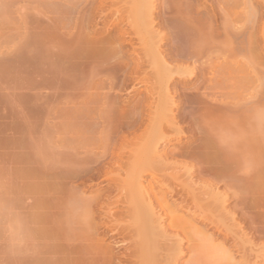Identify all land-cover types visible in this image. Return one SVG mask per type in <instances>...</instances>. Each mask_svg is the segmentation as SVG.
<instances>
[{
	"label": "bare ground",
	"instance_id": "obj_1",
	"mask_svg": "<svg viewBox=\"0 0 264 264\" xmlns=\"http://www.w3.org/2000/svg\"><path fill=\"white\" fill-rule=\"evenodd\" d=\"M82 1L84 0H79L78 3H82ZM87 1L88 0L83 3L86 4L89 2ZM93 1L92 3H94ZM110 1L112 0H109V2ZM156 1L159 0H130V4L128 5L129 7L126 6L125 10H123L124 8L122 9L121 7V9L119 10H122L121 12L125 11V14L120 12V14L118 15L115 13H118L117 10H115V12L113 11L116 16L118 15V17H121H119L120 21L119 19L116 20V18L113 17L115 18L114 21H116V23L113 21L112 31H107L108 34L106 32V37H108L109 35L110 39L103 38V40L104 42L105 40H111L109 43H112V46H114L113 42L116 43V47L114 48L115 50H119L118 53L121 52L120 50L122 48V45L127 44L130 47L129 53H133L136 56L134 60L130 61L131 63L126 62L127 60L125 59H127V56L125 57L123 54L124 52H121V56L118 55V57H115L116 59L115 61L112 60V63L106 64V66L105 63H103V68L93 66L97 71L95 72V70L93 71L94 68H90L86 65V63H88L89 65V63L91 62L94 63L93 60H95V62L98 61V59L102 58L103 54L101 55L99 53L101 55L100 58H98V56H95V58L88 55L86 56V58H82L83 61L78 60L79 63L82 62V64H85L82 67L87 66L88 68H90V70L88 69L90 71V74H93L95 72L94 74L96 76H98V74L101 76L102 72L104 73L103 75H107L111 79L121 76V79H119L121 80V82L119 81L120 84H118L119 87H117V83L112 81V83H110L108 86L106 85L107 87H109L108 92L106 91V93L104 92V94H101L102 92H100L102 96L99 95V93H96V91V95L93 96L90 94L81 95L79 87L80 85L77 83H80V80H83L85 82V84L83 83V85H86L87 78L90 79V82L92 80L90 77L85 76L88 74L85 72L84 75H77L79 76V80H74L77 82L76 83L73 81V78L75 79L74 73V77L70 74L73 70H70L69 73L68 71L70 68H66L67 66H65V68L68 71L64 68V66H62L63 68L58 67V65H61L59 64L60 61L61 63H63L62 54H64V52H61L63 51L62 48L57 49L58 51L62 49L60 51L62 54L59 52L61 55L55 49V52L58 53L59 57L62 56V60L57 63L58 65L55 62V65H50V63L53 62V59L54 61H57V58L55 59V56L53 58L50 52V49L55 48L54 45L56 44L52 45V43L54 42L51 43L49 37V39H46L50 42L47 41V43H43L45 42V37L42 36V34H46V36H48V34L40 33L41 29L45 28L43 27V25L41 26V24V27L37 26V28H41H38V35L44 37L43 42L41 40L42 37L40 38V36L37 35H35V37H33L34 35L30 37L31 40L28 39L29 36L25 37V40H27L26 44H28V46L32 47L33 49L27 47L24 43L23 46H26V48L29 49L25 48L26 50H22L24 52H28L31 49V53H23L26 56L28 55L27 57H29V55H33L32 62H30L31 59H27L30 64V69H32V64L34 61V70L32 69L31 71L32 73L35 72L34 75L36 77L35 79H33V81L32 79H28V77H26L28 80L27 81L25 78L26 75H24V80L21 79L23 75L21 78V74L17 76L18 71L26 69V67H28L29 65H22L24 64V62L22 64L20 63L22 62L23 57H19V53L15 58L14 56L13 58L12 56H9V58L1 57L2 61L3 58H5V61L3 62L0 60V62H2L0 63V77L1 79L4 78L3 80H0L2 81V83L5 82L4 80H6L7 82L8 80L12 81L14 79V81H12L14 84L15 80L19 79L15 84L17 86L19 81L23 80L26 82H23L25 83L24 85L27 84L31 87L34 86L32 90H36L37 92L35 93L34 91L35 95L37 96L36 97L33 94L34 99H37L42 91L47 90L48 92L44 91L46 93V97L44 96L46 99L43 98L44 100L50 101L49 98H51V101H53L52 97L53 99L54 97L55 99H59L58 97H60V99L62 98L61 100L63 101V103H65V105L62 106V111L65 110L63 109L65 106V108H68L69 105V107H72L66 109L64 113L61 111V115L63 116V118L61 116L62 121H59V123L61 124H59L60 131L56 130L57 132H51L52 136L53 134L56 136L57 134L62 133V136H57L59 137V140L55 137L56 142H62L61 144L57 142V149L54 145V148L50 146L51 141L46 140V143L50 142L49 144L47 143L48 146L42 143L45 142L44 140L41 142V139L43 138H48V140L52 138H46L48 132L47 134H43V136H45L41 138L42 132L46 130L45 128L41 129L42 131L38 130L41 132H38L39 134H37L32 128L35 135H33L31 129L30 134L31 136H34L33 139L35 142L32 143V146L30 145L32 149L34 148L33 151L31 149L32 153H34L31 163L37 165L39 163L38 161L41 159V164L39 163L38 165L40 166L35 167L34 165H31L33 171H30L31 167L28 170L25 169V173L26 171L27 173L30 171L31 173L29 174L33 173L32 176H34L35 170L37 168L39 170L44 169L42 164L46 163L49 167L46 164H44V166L46 165V168L48 169H44L43 171L41 170L42 173H40V171H36V174H44L45 176L47 175L48 178L44 175L43 176L49 179L46 180L48 184L49 182H51L52 185H48L49 187L45 185L44 186L45 188L47 187V189L49 188V192H51L50 189H52V195L56 193L55 191L58 188V186H56L57 178L60 179L61 183H63L62 181H64V183L66 182V184H64L65 186L63 192L57 189L58 192L56 194L57 196H59L58 199L61 202H57L58 199L54 195V198L51 195L50 197L49 195L47 196L48 199L47 197L45 198L47 199L46 202L51 201V203L49 202V204H51L52 208L47 206L48 203H45V205L43 206V203L45 201H43L44 199H42V197L40 199H37L41 201L43 208L45 206L49 208V212H51L50 209L53 210V208H57L59 210L61 206L60 210L63 211H59L61 214H63V216H57V213H55L57 212L56 209L55 212H51L50 216L46 215L50 214L47 212L44 215V212L42 211L43 209L40 210V205L38 206V208L36 207L38 204H34L35 206L33 205L32 208H37L35 209L37 211L32 209L33 212L31 211V217L30 215L27 216V220H29L28 217L32 218L29 220L30 222L28 223L27 221H24L25 224H23V220H20L22 221L21 223L22 226L24 225V227L20 225V222H18L20 224L17 223L16 218L19 219L20 217H16V215L15 218L11 217L13 218L12 220L10 219L11 223L9 222V220H7L10 223V225L8 226L11 227L12 225H14V227L16 226L15 228L17 229V231H12L13 227H11L10 233L12 234L15 232V236L9 235L7 238L10 237L12 238L11 240H15L13 238H18V236L21 234L20 237L22 238L24 244L27 243L26 239L29 240L28 237L30 234H35L33 236L36 238H33V236L30 235V241L26 246H23L22 244L17 242V238L14 241L17 244L13 242L15 244V247L19 243L22 248L24 247L26 249V247L29 245L33 246L34 240L38 239V236L40 237V235H45L43 233L41 234L40 231L41 229H43V226L45 224L46 229L48 225L47 223H49L50 225L48 226H50V228L46 229V232L47 230H49L48 234L46 235L49 239L51 238L50 240L47 239L52 243L51 246H53L54 242L57 243V240L61 238L60 242H69L68 244L72 246L70 247V249L73 248V250L71 249V252H69L70 250L68 249L67 251H63L67 252V254L65 253V255L64 253H61V256L63 255V258L68 255L69 258L65 259V261L67 260L69 263L70 261H73L74 256L70 258V254L73 252L75 253L74 255H76V253L78 252L80 255L78 253L76 255L77 262L81 261V257H83V262L81 261L83 264H90L91 262H94L92 259L93 257H89L91 255L88 256V254H92V256L98 255L99 257H96L100 259H96L99 262L95 261L94 264L96 262L97 264H110L111 254H114L112 253L113 249L111 250V252L106 246L105 248L104 246L103 248L100 247L102 245L98 244L99 242L97 243V239L95 240L96 236L93 237V235H96L95 233H97L98 231L99 223L97 224L95 220V224L97 225V227H95V224L91 223L92 219L89 221L87 220L93 217L94 210L99 209V213H101H97L98 211L96 213L99 214L103 219L102 221H100L101 219L99 220L101 222V225L99 227L102 226V228H107L109 230L108 232L111 231V233H114V235L116 233V235L121 240L119 241L122 242L120 243V245H123L125 243V246H127L125 247V249L129 251L127 254L126 250L127 256L125 255L126 257H128L129 262L117 261L118 264H179V259L182 255L185 254L182 247L183 242L187 243L186 246L189 249H186L192 251L191 255H189V258L192 260L188 259L190 260L189 264H264V242H260L257 240L259 243L256 244L253 242L255 240H250L245 232H241V227L238 226V221H236L233 212H231L226 207L227 200L229 199V195L227 196L228 190L229 192L232 190L231 192L234 197L238 195L236 199H238V197L240 196H244L245 193L260 194V203L262 205L259 203V200H256L261 206L264 207V0H216L222 2L223 4V7H219L221 11L218 12L217 10L213 12L205 11V6L200 7V4L198 3L199 0H163V3H161L160 5H158ZM99 2L103 4L106 3V0H99L97 2V5ZM10 3L11 1L9 0L2 6V12L4 14L9 9ZM73 5L75 6V4ZM92 6H94L93 8H95L96 4H93ZM98 6L96 7L98 8ZM158 8L159 11H156V9ZM67 12L69 13V11ZM3 13L1 14V16L3 15ZM100 14H102V12ZM168 14H170V16H174L173 18L169 19L178 23V25L180 18H182L187 27L190 26L187 29L193 30V34L190 32L192 35L187 38L185 44L183 40L182 45H185V49H183L182 45L179 47L178 44L177 46L175 42H173V44H171L168 48L166 47V51L164 49L165 47L162 46V42H164L166 38L165 35L167 33L164 31L165 34H163L162 32L155 29L154 24L156 22V17H161L160 19H162V16L165 18L168 17ZM99 16L101 18L104 17H102V15ZM109 17L111 16L109 15ZM68 18H70L69 15L67 16V19ZM159 18L157 19L159 20ZM176 19L178 20V22ZM218 19H220V21ZM68 20H71V18ZM217 20L219 21V23H216ZM110 21L112 23V20ZM110 21L109 24H111ZM124 21L128 23L125 25L129 28V31L127 30L128 28H123L121 26L122 23H125ZM165 27L167 28V25ZM183 27L186 26L184 25ZM170 28L171 27H169V30ZM107 29L108 28H106V30ZM108 30H111V28H109ZM177 31L180 30L177 29ZM42 32L44 31L42 30ZM64 32H66V30ZM68 32L66 34H68ZM185 33L186 31H184L183 34L186 35ZM68 35L70 36V33ZM69 36V40H66L65 38H61V40H59H66V42L69 43L71 41V37L74 38L73 36L69 38ZM54 38L57 39V36L54 35ZM56 41V47L58 45L60 46L61 44L62 45L60 47L63 46V43L58 44V42L60 41ZM30 42L31 45H29ZM71 42L69 43V45L71 44ZM109 43H107V45H109ZM67 46L66 48L64 47V49L69 51V48L67 49ZM104 47L106 48V46ZM108 48H106L105 50H107ZM109 51H105L104 55L107 53L112 55V53L114 52ZM103 52L104 51H102V53ZM16 53L17 52H15V54ZM42 55H45V59H43ZM65 55H68V53ZM80 57H78L77 59H79ZM50 58L52 60H50ZM104 58V60L106 61L101 60V62H111V59L108 60V58H112L109 57V55L108 57L106 56ZM65 59L64 62L68 61V59L66 61ZM27 60L25 63H28ZM71 61L76 62L72 59ZM71 63L72 62H70V64ZM98 63L100 62L98 61ZM42 64L45 65L46 68H42ZM56 65L57 68L55 67ZM23 66L25 68H23ZM20 67H22L21 70H19ZM73 67L74 66H72V68ZM227 67H230V70L232 69L231 71L233 73L231 77L233 78V76H235L237 78L236 80L240 82L243 81V85H245L242 89L243 91H240L242 92V96L240 92H235L237 93V96H239L240 93L241 97L239 98L243 99L235 103L231 102L232 104H230V100H228V94L223 95L227 96L226 98H228L227 102H224L226 101L223 99L225 97L221 95L223 92L219 94L221 92V89L219 93H217L216 91H212V93L210 92V94H208L207 92L208 89L213 90L216 84L218 86L220 82L219 80H217V77H223V79L225 80L224 70L227 69ZM97 68H99V70H97ZM77 71H75V73ZM94 74L92 75V77H94ZM207 75H211L212 77L209 78L207 77ZM71 76L73 78H71ZM80 76L85 77H82L84 79H80ZM223 79H221L222 83ZM30 80L32 85L30 83ZM196 80L200 81V86L194 87V82ZM129 81L149 84L147 86H150V88L139 89V87H135V84L131 82L132 85L130 84V91L134 92L132 96L137 95L139 98L132 111L131 109H129L130 111L128 110L127 112H125L123 111V106H120L118 104V97L121 96V91ZM177 81L181 83V87H179V85L176 83ZM211 83L213 84V87ZM80 84H82V81ZM89 84L87 83V85ZM192 84L194 88L189 90L188 87ZM102 85L104 87V83ZM102 85L100 86L95 84L94 88L100 90V88H102ZM186 89H188V91ZM243 92L245 93L243 94ZM21 97V100H23V96ZM175 97L178 98V101L175 100ZM40 98L37 99V102L38 100H40ZM18 99L17 101H21L20 98ZM51 101L48 103L50 104ZM40 103L41 102H39V104H33L37 106L40 105ZM33 104L31 105L35 111L33 113V111L31 110V115L28 114L31 109L29 108V105L27 107L24 104L22 105L26 107L23 108L26 109V112L28 114H24V117L27 116L29 118L30 115L31 119H40V110L38 106L34 107ZM42 104L43 103H41V105ZM28 108L29 110L27 111ZM183 108H188V111L192 110L191 112L195 114L193 115V117H196V114H199L200 117L198 121H200L199 123L200 125H202L201 129L203 128V130L201 131L204 132L203 138L200 137V140H197L198 142L196 143V145L189 148L182 147L181 144H179L181 142V131L178 126V122L180 120H185L183 119L187 116L185 114L190 113L187 110H183L187 112H183L180 115V109ZM41 113L43 116V110L41 111ZM191 114L192 113H190V115ZM58 115H60V113H58ZM61 118L59 119L61 120ZM27 120L28 122L30 121V119ZM31 121L34 123L35 127L39 126L38 124L41 123L39 122L41 121V119L39 121L37 120L39 123L35 120ZM35 122L37 124H35ZM41 124L42 127L43 125H45L43 123ZM41 126L37 128H42ZM197 126L199 127L198 122ZM197 126L195 125V129H198L196 128ZM44 127L49 128L47 127V125ZM49 129L52 130V128ZM57 129H59V127ZM167 131H174L175 133H173L176 137L174 136V134L173 137L169 136L171 134L169 133L168 135ZM43 133H46V131ZM35 136L38 137L37 140V137ZM48 136H50V133ZM198 136H200L199 133ZM51 140H54V137ZM170 144L171 146L173 144V146L170 147ZM43 145H45V149L43 148ZM44 150L46 151V154H44ZM37 152H40L41 154ZM42 152L43 156L39 159V155L36 154H40L41 157ZM36 158L39 160L37 161ZM33 161H37V164ZM51 166H55L54 168L58 169V171L56 172ZM39 167H41V169ZM46 170L47 174L43 173ZM48 171L50 172L49 174ZM23 172L24 170H22V173ZM17 173L18 175L20 174V176L24 175H21V172H16L15 174L17 175ZM242 173H245L247 175H242ZM26 174L24 176H26ZM147 175L150 176L149 179L148 177L145 178V176ZM94 176H101L100 178L103 181L105 180L107 181V183H110L111 190L115 191L114 194L112 193L111 195V191L108 189L107 191L109 192L107 193L105 189L106 195L104 197V201L100 199L101 197L99 198V195L97 197L96 194L98 192L95 193L93 197L89 196V199H87L80 194L76 195L77 190L73 191V180L80 178V181L81 179H86L85 181H87V179H92ZM26 177L30 178V175ZM255 177H260V179H257V182H253L252 179ZM71 181L72 189H70V186H68L67 184ZM166 181L168 183H166ZM199 181L201 182L199 183ZM54 182L56 183V185L54 184ZM28 187L30 188L28 189L32 191V188L36 190L39 186L36 188L32 185ZM220 187L222 188L219 189ZM43 188L42 185L40 186V189L38 188L41 193L43 191ZM61 188L62 187L60 186V189ZM10 189L11 188L9 187L8 190ZM16 189L14 190L13 188V191L11 190L12 192L7 191V196H9L8 194H12L14 191L17 195L18 188L16 187ZM53 191L55 193H53ZM72 191H76V193H73ZM2 192H0V200L2 198L3 201L1 202L3 204L0 206L6 207H0L1 209L5 210V213L3 212L4 210L2 211L1 209L0 212L3 213V216H5V214L6 216H9L10 213H7L8 208L12 204L15 205L14 207H16L18 205V200L20 202V199L15 198V196H13L14 194H12V197H14L12 199L13 202L10 200L12 197L10 199L8 197L6 201V198H3ZM78 193H80V191ZM100 193L102 194L103 192L101 191ZM19 195L20 194H18V196ZM40 195L43 196L44 194ZM51 198L52 200H49ZM240 198L239 200H241ZM245 198L246 197L244 196V201ZM4 200L6 201V204L10 202L8 204L9 207L5 205ZM16 200L17 202H15ZM256 200L255 202H257ZM39 201L36 203H39ZM59 203H62L63 205ZM258 203L255 206H258ZM67 204H70V206H68ZM240 205L242 204L240 203ZM245 205H247L246 201ZM96 207H98V209ZM244 208L245 207L243 206V209ZM78 214H80L79 217ZM41 215H44L46 217L48 216L49 218L42 217ZM74 215H77V219ZM95 215L93 218H95ZM6 216L1 217V219L3 218V222L2 220H0V222L5 224L6 221L4 222V218L7 219L10 217ZM56 216L59 217V220L60 218L64 219L65 222L58 221V219H56ZM100 216L99 218H101ZM67 217H73L76 220L79 219V221H74L75 219L72 220L73 218L71 219L72 221H74V224L78 223L80 225L79 226L77 224L78 229L76 225L75 227L73 226V222H71L70 220V222L68 221ZM250 217L251 218L249 219V224L251 226H253V223H255V225L258 223V225L256 226L257 228L255 227V231L261 238V235H264V216H256L255 214L251 215ZM23 219H25V217ZM13 220L16 223H13ZM46 220L49 221L46 222ZM166 220L168 221L167 223H165ZM36 222H38L37 224L41 223L39 226H42L43 223L46 222L44 223L42 228L38 226L40 229L39 232V229H34L36 227ZM31 223H34V225H32ZM61 223H65L64 225L66 226L62 227ZM18 225L22 227V230L27 227L24 230H26V232L29 231L30 233H25L24 230H18L19 228H21ZM30 226L35 227L33 228ZM69 226L70 229H72L73 227L76 230H70ZM60 227L63 228V230ZM64 227L68 228L65 229ZM209 227H212L214 231L208 232L207 228ZM79 228L81 231L79 230ZM105 228L103 229L105 230ZM252 229H254V227ZM69 230L71 232H75H73L74 234L72 233V235L74 236V239L77 240L76 243L73 240L72 235L70 236L68 234L72 239H69V237L65 238L66 232L70 233ZM6 231H8V229H6ZM19 231L20 234H18ZM43 231L44 233H46L45 230ZM77 231H79V233ZM22 232L25 233V236L24 233L22 234ZM0 233H3V235L5 233L4 236H6L5 231H0ZM37 233H39V235ZM87 234H89L88 236L92 234L91 241L93 242L92 244L95 247L93 245L92 248L88 245L86 246L87 241L85 242V239L87 237ZM81 235H83L82 239ZM0 236L2 237V235ZM47 237L43 236L42 238L46 239ZM227 238H232V242L231 244L225 246V241L227 240ZM31 239L33 240L32 243ZM83 239L85 245L83 244V242L82 244H79ZM93 239L95 241H93ZM72 240L74 241V243L71 244L70 242ZM60 242L57 243L59 244L58 249H61L62 247V242ZM65 243L62 245L68 247L69 245ZM73 244H76V247H73ZM11 245L13 246V244ZM20 245H18V247ZM34 245L37 244L35 243ZM96 245L98 246L96 247ZM122 245L121 247H123ZM33 247H35L34 251H37V246ZM65 247L62 248L64 249ZM12 249L10 250L12 251ZM55 249L56 248L54 247V251ZM205 250H207L208 255L204 252L206 254L204 256L209 257L208 261L205 259L206 257L201 254L202 251ZM18 251L16 254H18L17 256L19 260V256H21L20 254L22 253L20 252L19 254ZM194 252L197 254L195 255ZM78 255H84L85 258H88V261H85L86 259L84 258V256H81L79 258L80 260H78ZM23 257H25V255H22L20 259H26V257ZM198 257H202L201 263ZM90 258L92 260H90ZM204 259L206 260V262L204 261L205 263L202 261ZM8 261L10 260H7V262ZM68 262L67 264H69ZM72 263H74V261Z\"/></svg>",
	"mask_w": 264,
	"mask_h": 264
},
{
	"label": "rangeland",
	"instance_id": "obj_2",
	"mask_svg": "<svg viewBox=\"0 0 264 264\" xmlns=\"http://www.w3.org/2000/svg\"><path fill=\"white\" fill-rule=\"evenodd\" d=\"M7 1H9V0H0V60L2 59L1 57H8L9 58V56H12V58H13V56H14V58L16 57V55L19 53V57H23L22 59V62H20L21 64L24 62V64H22V65H25L26 64V66H27V64H29V61L27 60L28 58L29 59H31V61L30 62H32V60H33V58H32V56L33 55H29V57H27L24 53H31V49H30V51H28V52H24V51H22V50H26V49H29V48H32V47H29L28 46V44H26L27 43V40H25V37H28V39L29 40H31L30 39V37H32L33 35V37H35V35H37V36H40V35H38L39 34V30H38V28H40L42 25H43V27H45V28H40L41 29V31H40V33L42 34V33H47L48 34V36H46V34L44 35V34H42V36H44V37H42V36H40V38H41V40H42V42H43V40L45 39V42H43V43H47V41H49V40H51V43L52 42H54V43H52V45H54V44H56L57 45V41L56 40H58V41H60L61 40V38H65L66 40H69L68 39V34L70 33V36H69V38L71 37V36H73L74 38H72L71 37V46L69 45V43H67L66 42V40H64V41H60V42H58V44H61V43H63V46L62 47H60L59 45L56 47V45H54L55 46V48H51L50 50V52H51V56L54 58V56H55V59L57 60V61H54V59L52 60L51 58H50V60H52L53 62H51L50 63V65H55L54 64V62L57 64L60 60H62V62L64 63H61V61L59 62V64H61L60 66L58 65V67L59 68H63L62 66H64V68H65V66H67L66 68H70L69 69V73H70V70H75V71H77V69H78V71L75 73V71L73 72V71H71V75L73 76V73H74V75H75V79L71 76V78H73V81L74 80H76V79H78V77L79 76H77V75H84L85 74V72L86 73H88L87 75H85V76H88V77H90L91 78V82L89 81L90 79H88L87 77V83L89 84V85H87V83H86V85H83V83L85 84V82L83 81V80H80V83H81V81H82V84H80V83H77L76 81H74V82H76L77 84H79V85H77V86H79L80 87V92H81V95L82 94H86V95H88V94H90V95H96V93H99V95H101V94H104V92L106 93V91L108 92V90H109V87H107L110 83H112V81L113 82H115V83H117V85L118 84H120V82H121V80H119V79H121V76L120 77H117V78H114V79H111V78H109L107 75H103L104 73H102L101 72V76L98 74V76H96L94 73L95 72H97L96 70H95V68L94 67H99V68H103L104 66H103V63H105V66H106V64H110V63H112L113 61L112 60H114L115 61V57H118V55L119 56H121V52L124 54V56L127 58V59H125V60H127L126 62L128 63V62H130V61H132V60H134L135 59V54H133V53H129L130 52V47L126 44V45H122V48H121V52H119L118 53V49L117 50H115V48L114 47H116L115 45H116V43H114L113 42V44H114V46H112L111 44L112 43H109L110 41H108V40H105V42H104V40H103V38H106V39H110L109 37V35H108V37H106V32L107 31H112V27H113V21L115 20V18H116V20H118L119 19V21H120V18L118 17V15L120 14V12L122 11H119L120 9H121V7H122V9L123 10H125L126 9V6L127 7H129L128 5L130 4V0H123V1H125V2H123L122 0H112V1H110L109 2V0H106V3H103L104 4V6H103V4L101 3V2H99L98 3V5H97V2L99 1H97V0H95V1H93L94 3H92V1H90V0H88L87 2L88 3H83V2H85L86 0H84V1H82V3H81V5H80V3H78L79 2V0H10L11 1V3H10V7H9V9L6 11V13L4 14L3 12H2V10H3V8H2V6L4 5V3L5 2H7ZM69 1V2H68ZM72 1V2H71ZM81 1V0H80ZM129 1V2H128ZM163 0H159V1H156V3L158 4V5H160L161 3H163L162 2ZM92 4H91V3ZM227 2V1H226ZM232 2V1H231ZM199 4H200V7H203V6H205V11H207V12H213V11H216L217 10V12L218 11H221V9H219V7L221 8V6L223 7V4H222V2H220V1H216V0H199V2H198ZM73 4H75V6L73 5ZM95 5L96 4V6H98V8H99V10H98V8L95 6V8H93L94 6H92V5ZM222 4V5H221ZM106 5V6H105ZM226 6V5H225ZM74 7V8H73ZM2 8V9H1ZM73 8V9H72ZM103 8H104V10H103ZM69 9V10H68ZM76 9V10H75ZM95 9V10H94ZM209 9H211V10H209ZM228 9V8H227ZM75 10V11H74ZM97 10V11H96ZM101 10V11H100ZM115 10H117L118 11V13L117 12H115ZM159 11V8L158 9H156V11ZM67 11H69V13L67 12ZM116 13V14H118L117 16H116V14H114V12ZM96 12H98V13H96ZM102 12V14H100V13ZM109 12V13H108ZM111 12H112V14H111ZM3 13V15L1 16V14ZM67 13H68V15H69V17L71 18V20H68V19H70V18H68L67 19ZM103 13H104V15H103ZM107 13V14H106ZM121 13H124L125 14V11L124 12H121ZM98 15V16H97ZM99 15H102V17L104 16L105 17V19H104V17L103 18H101ZM105 15H107V16H105ZM109 15L111 16V17H109ZM164 16H166V15H164ZM168 17H163L162 16V19H160L159 17H156V22H155V24H154V28L155 29H157L158 31H160V32H162L163 34H165V32L167 33L165 36H166V38H165V40H164V42H162V46L163 47H165L164 49H165V51L167 50V48L171 45V44H173V42H175V44H177V46H178V44H179V47L183 44V40H184V44L186 43V40H187V38L188 37H190V35H192L193 34V30H189V29H187V28H189V27H187V25L185 24V22H184V20L182 19V18H180V20H179V25H178V23H176L175 21H172L171 19H169V18H173L174 16L172 15V16H170V14H168L167 15ZM108 17V18H107ZM113 17H115V18H113ZM118 17V18H117ZM157 18H159V20L157 19ZM166 18H168V19H166ZM100 19V20H99ZM104 19V20H103ZM108 19V20H107ZM112 20V23H111V21L110 20ZM74 20H75V22H74ZM103 20V21H102ZM170 22H168V21ZM177 20V19H176ZM219 21H220V19H218ZM216 21V23H219V21ZM39 21V22H38ZM106 23H105V22ZM109 21H110V23L111 24H109ZM158 21V22H157ZM166 21V22H165ZM38 22V23H37ZM41 22V23H40ZM68 22V23H67ZM108 22V23H107ZM115 23H116V21H114ZM118 22V21H117ZM125 22V21H124ZM177 22H178V20H177ZM181 22H183V23H181ZM35 23H37V24H35ZM73 24V25H71V24ZM76 23V24H75ZM215 23V24H216ZM39 24V25H38ZM40 24H41V26H40ZM75 24V25H74ZM125 24H128V23H122V27L124 28H128ZM167 25V28L165 27L166 25ZM169 24V25H168ZM170 24H171V26H170ZM186 26V27H183L184 25ZM46 25V26H45ZM51 25V26H50ZM68 25H69V27H68ZM109 25V26H108ZM125 25V26H124ZM37 26H40V27H38L37 28ZM74 26H75V28H74ZM107 26V27H106ZM171 27L170 28V30L172 31H170L169 30V27ZM174 27V29H173V27ZM179 26V27H178ZM181 26V27H180ZM219 26V25H218ZM111 28V30H106V28ZM49 28V29H48ZM179 28H183V29H179ZM185 28V29H184ZM70 29H72V30H70ZM164 29H166V30H164ZM177 29L178 30H180V31H177ZM190 29H192V28H190ZM42 30L44 31V32H42ZM50 30V31H49ZM52 30V31H51ZM58 30V31H57ZM66 30V32H64ZM69 32H68V31ZM128 31H129V28L127 29ZM188 30V31H187ZM73 33H72V32ZM165 31V32H164ZM184 31H186V35H184L183 33H184ZM68 32V34H66ZM170 32V33H169ZM192 34H191V33ZM66 35H65V34ZM188 33V34H187ZM73 34V35H72ZM107 34H108V32H107ZM31 35V36H30ZM54 35H56L57 36V39L56 38H54ZM59 35V36H58ZM62 35V36H61ZM65 36V37H64ZM183 36H184V38H183ZM187 36V37H186ZM50 39H49V38ZM44 38V39H43ZM49 39V40H47V39ZM79 38V39H78ZM82 38V39H81ZM183 38V39H182ZM60 39V40H59ZM73 39V40H72ZM28 40V41H29ZM88 40V41H87ZM91 40V41H90ZM101 40V41H100ZM26 41V42H25ZM91 43H90V42ZM100 41V42H99ZM106 41H108V42H106ZM50 42V41H49ZM56 42V43H55ZM64 42H66V43H64ZM88 42V43H87ZM103 42V43H102ZM172 42V43H171ZM178 42V43H177ZM181 42V43H180ZM25 43V45L27 46V47H29V48H26V46L24 47L23 46V44ZM50 43V44H51ZM107 43H109V45H107ZM120 43H122V42H120ZM64 44H66V45H64ZM74 44V45H73ZM29 45H31V42L29 43ZM69 47H68V46ZM92 45H94V46H92ZM103 45V46H102ZM66 46H67V49L69 48V51L68 50H65L64 49V47L66 48ZM96 46V47H95ZM101 46V47H100ZM104 46H106V48H108V47H110V48H108L107 50L109 51H114L113 53H112V55L111 54H105L107 57H108V55H109V57H112V58H108V60H110L111 62H109V61H107V62H109V63H107V62H104V61H106V60H104L105 58L104 57H106L105 55H104V53H105V51L107 52V50H105L106 48L104 47ZM108 46V47H107ZM117 46H118V43H117ZM185 46V45H184ZM183 45H182V47H183V49H185V47H184ZM71 47V48H70ZM112 47V48H111ZM167 47V48H166ZM181 47V48H182ZM26 48V49H25ZM58 48H62L63 49V51H61V50H57ZM94 48H96V49H94ZM105 48V49H104ZM33 49V48H32ZM55 49H56V51H58V53L61 51L62 53L64 52V54H62L61 52V54L63 55V57H62V59H61V57H59V55H58V53H56L55 52ZM93 49V50H92ZM104 49V50H103ZM112 49V50H111ZM104 51L103 53H102V51ZM55 53H54V52ZM89 51H90V53H89ZM94 51H95V53H94ZM100 51V52H99ZM109 51V52H110ZM15 52H17L16 54H15ZM24 52V53H23ZM66 52V53H65ZM93 52V53H92ZM59 53V54H60ZM68 53V55H65V54H67ZM92 53V54H91ZM102 55L103 54V56H102V58L101 59H98V58H100V54ZM14 54V55H13ZM24 54V55H23ZM60 54V55H61ZM77 54V55H76ZM79 54V55H78ZM96 54V55H95ZM126 54V55H125ZM64 55H65V57H64ZM83 55V56H82ZM88 55H90V56H92V57H95V56H98V61L100 62V63H98V61H96L95 62V60H93L94 61V63H89V65H88V63H86V65L87 66H89L90 68L91 67H93L92 69H93V71L95 70V72L93 73L94 74V77H92V75L90 74V68H88L87 66H84V67H82L83 65H85V64H82V62H80L79 63V61L81 60V61H83V59L84 58H86V56H88ZM94 55V56H93ZM111 55V56H110ZM44 56L45 55H42V57H43V59H45L44 58ZM69 56V57H68ZM80 56H82V57H80ZM89 56V57H90ZM27 57V58H26ZM42 57H41V59H42ZM68 57V58H67ZM78 57H80L79 59H77ZM84 57V58H83ZM66 58V59H65ZM72 60H74V61H76V62H73V61H71V59ZM74 58V59H73ZM76 58V59H75ZM83 58V59H82ZM96 58V57H95ZM95 58H93V59H95ZM5 58H3V61H5L4 60ZM64 59H65V61L68 59V61H66V62H64ZM70 59V60H69ZM96 59V60H97ZM107 59V58H106ZM7 60V59H6ZM26 60H27V62L28 63H25L26 62ZM79 60V61H78ZM101 60H104V61H102L101 62ZM2 61V60H1ZM2 61V62H3ZM43 61V60H42ZM78 61V62H77ZM2 62H0V63H2ZM70 62H72L71 64H70ZM77 63H79V64H77ZM131 63V62H130ZM129 63V64H130ZM32 64V63H31ZM63 64V65H62ZM67 64V65H66ZM69 64V65H68ZM91 64V65H90ZM21 65V66H22ZM33 66H34V61H33V64H32ZM31 65V66H32ZM52 65V66H53ZM57 65L55 66L56 68H57ZM29 66H30V64L28 65V67H26V69H22L21 70V68L22 67H20V69L19 70H21V71H18L17 73V76H19V74H21V76H20V78L22 77V75H23V77L21 78V79H23L24 78V75H26L25 76V78L26 77H28V79L30 78V79H32V81H33V79H35V75H34V73H32V69H33V66H32V69H30L29 68ZM72 66H74L73 68H75V69H73L72 68ZM101 66V67H100ZM23 68H25L24 66H23ZM29 68V69H28ZM42 68H46L45 67V65H43L42 64ZM99 68H97V70H99ZM89 69V70H88ZM26 70H27V72H26ZM30 70V71H29ZM34 70V69H33ZM232 70V69H231ZM230 70V67H227V69H225L224 70V78H225V80L223 79V77H217V80H219V84H220V86H219V84H218V86H217V84L215 85V87H217V88H215L214 87V89L213 90H207V92H208V94H210V92L212 93V91L214 92V91H216L217 93H219L220 92V89H221V92L219 93V94H221L222 92V96L223 95H229L228 97H229V99L228 98H226L227 96H223V97H225V98H223L224 100H226V101H224V102H227V99L228 100H230L229 102H230V104H232V103H235V102H238L239 100H242L243 98H239V97H241L242 96V92H240L243 88H244V86L245 85H243L244 84V82L243 81H238V80H236L237 78L235 77V76H233V78L231 77V75H232V71ZM92 71V72H93ZM20 72V73H19ZM29 72H31V73H29ZM23 73V74H22ZM28 73V74H27ZM80 73V74H79ZM30 74V75H29ZM90 74V75H89ZM235 74V73H234ZM233 74V75H234ZM32 75V76H31ZM34 75V76H33ZM228 77H227V76ZM16 76V77H17ZM76 76H77V78H76ZM85 76H82V77H85ZM33 77V78H32ZM81 77V76H80ZM80 78V79H84V78ZM96 77V78H95ZM207 77H212L211 75H207ZM235 77V78H234ZM18 78V77H17ZM16 78V79H17ZM93 78V79H92ZM101 78V79H100ZM4 79V78H3ZM3 79H1V77H0V80H3ZM221 79H223V83H222V80ZM19 79H17V80H15V82H14V84H13V82L12 81H14V79L11 81V80H8L7 82H6V80H4L3 82L4 83H2V81H0L1 83H0V189L2 188H4L3 189V192H2V189L0 190V192H2V195H3V198H6V201H7V198L9 197V199L12 197V194H14L13 196H15V198H18V199H20V202H19V200H18V205L16 206V207H14L15 205H10V207L8 206V204L10 203L9 202V200H8V204H6V201L4 202L5 203V205H7L9 208H8V210H7V213L9 214H11V215H13V216H11L10 214H9V216L7 215L6 216V214H5V216L6 217H9V218H4L5 220H4V222H5V224L4 223H2L3 222V218L1 219V217H5V216H3L2 214L3 213H1L0 214V220H2V222H0L1 224H0V227H1V232L2 231H5L6 232V236H4L5 235V233H4V235H3V233H0V235H2V237H1V239H0V264H67V260L65 261V259H67V258H69L68 257V255H66V257L65 258H63V255L61 256V253H64V255H65V253L67 254V252H63V251H67V249L68 250H70L69 252H71L72 250H73V248H71L70 249V247H72V246H70L66 241H61L60 242V240H61V238L59 239V240H57L58 242L57 243H61V246L62 247H65V246H63L62 244H64L65 242L67 243V245H69L67 248L65 247L64 249L61 247V249L59 248L58 249V247H59V244H57L56 242H54V241H52V242H54L53 243V246L57 249H55V251H54V247L53 246H51V242L49 241L50 239L47 237V235L46 234H48V232H49V230H47V232H46V229H49L50 228V226H48V225H50L49 223H47L48 225H47V228L45 229V226H46V224L44 225V223H46V222H48L47 220H46V222H44L43 223V229H41V231H40V229H39V227H41L42 228V226H39L40 224H37L38 222H36L35 224H36V227L34 228L33 226H30V227H33L34 229H36V230H38V232L40 231V233L42 234H45V235H43L44 237L46 236L47 238L46 239H43L42 237V235H40V237L38 236V239H35L34 240V243H33V246H37L36 248H37V251L35 250L34 251V248L35 247H33V246H27L26 247V249L24 250L22 247H21V245L20 244H22L23 246L25 245H27V243H29V241H30V235H35V234H28L29 235V240L28 239H26L27 241V243H24L23 244V241H22V238L20 237V231H23L24 229H26V228H24L23 230H22V227H24V225L22 226V223L23 224H25V222L24 221H27L28 223L30 222L29 220L30 219H32V218H29L28 217V219L29 220H27V216L28 215H30V214H32L31 213V211L33 212V210H35V209H37V208H32L33 207V205L34 204H38L36 207H38L39 205V207H40V210L41 209H43L42 211L44 212H42L44 215H45V213L47 212V213H50V214H46V215H51V212H55V209H56V211L57 212H55V213H57L56 215L57 216H59V215H62L63 216V214H61L60 213V211H63V210H60L61 209V206H60V208H59V210L57 209V208H53V210L52 209H50V211L51 212H49L48 211V209L49 208H47V206L48 207H50V208H52L51 207V204H49V202L51 203V201H47L46 202V200L48 199V195H49V197H50V195L51 196H55L57 199L59 198V196H57V189L58 190H60L61 192H63V190H64V184H66V182L64 183V181H62L63 183H61L60 182V179L59 178H57V181H56V183H57V185H56V183L54 182V184L56 185V186H58V188L56 189V193L53 191V193H55V194H51V192H52V189H50V191L51 192H49V188L47 189V187H49V186H51L52 184H51V182H49V184H48V182H47V180H49V179H47L48 177H47V175L45 176L44 174H40V173H42V171L44 170V169H48V168H46V163H44V164H46L45 166H44V164H42L43 165V167H44V169H41V167H39L41 170H39L38 168V170L36 169L35 170V175L34 176H32V174H29V173H31L30 171H33L32 169V167H31V165L33 166L34 165V167L35 166H40V165H38L39 163L41 164V159L40 158H42V156H43V152H42V155H41V157H40V152L43 150H41L40 152H37V153H40V154H36V155H39V159H37V161L39 162L38 164L35 162V161H33V162H35L37 165H35V164H33V163H31V161L33 160V154L34 153H32V151L34 150V148L32 149L31 148V146H32V143H35L34 142V139H33V135H35V133H33V129H34V131L37 133V134H39L38 132H40V131H42L41 129H46L45 131H46V133H43V132H45V131H43L42 132V136H41V134H40V136H41V138H43L44 136H43V134H47V132H48V134H47V136H46V138L47 137H54V140H51L52 138H50V140H48V138L47 139H45V138H43V139H41V142L44 140L45 142H42V143H44L46 146H48V144L50 143V142H47L46 143V140L47 141H51V144H50V146L51 147H53V145L54 146H56V149L58 148L57 147V142H56V140H55V137L58 139L60 136H62V133L61 134H57L56 136L53 134V136H52V134H51V132L52 133H54V132H57L58 130L60 131V123H59V121H62V118H63V116L61 115L62 113H61V109H62V106L63 105H65V103H63V101L60 99V97H58L59 99H60V101H62V102H60L59 101V99H55V97H54V99H53V97H52V100L53 101H51V98H49L50 99V101H51V103L49 104L48 102H50L49 100H44L43 98H45L46 97V93L44 92V91H46V92H48L47 90H44V91H42V93L40 94V96H41V98H40V96L37 98V99H39L40 98V100H38V102H37V99L35 98H33V96L35 95V93H37L36 92V90H32V88H34V86H28L27 84V86L26 85H24L26 82L25 81H23V80H20L19 81V83H18V85L16 86L15 84H16V82L18 81ZM26 80H27V78H26ZM79 80V79H78ZM28 81V80H27ZM120 81V82H119ZM198 80H196L195 82H194V87H196V86H200L199 84H200V81H198ZM23 82H25V83H23ZM79 82V81H78ZM132 82V81H131ZM130 81L126 84V86L123 88V90L121 91V96H119L118 97V100H119V105L120 106H123V111H125V112H127L129 109H131V111H132V109L134 108V106L136 105V103L138 102V96L137 95H133L132 96V94L134 93V92H131L130 91V86L132 85V83L133 84H135V87H139V89H144V88H147V89H149L150 88V86H147V85H149V84H143V83H135V82H132L131 83ZM192 82V81H191ZM30 83H31V80H30ZM75 83V84H76ZM104 83V87H103V85L102 84ZM178 85H179V87H181L182 85H181V83L180 82H176ZM213 83V82H212ZM211 83V84H212ZM21 86H20V85ZM95 84L96 85H102V88H100V90L99 89H97V88H94L95 87ZM131 84V85H130ZM210 84V85H211ZM224 84V85H223ZM31 85H32V83H31ZM107 85V86H106ZM208 86V85H207ZM207 86H204V87H207ZM30 87V88H29ZM117 87H119V85L117 86ZM193 87V84L191 85V86H189L188 87V89L189 90H191L192 88H194ZM212 87H213V84H212ZM211 87V88H212ZM219 87V88H218ZM223 87V88H222ZM97 89V90H96ZM188 89H186L187 91H188ZM34 91H35V93H34ZM95 91H96V93H95ZM99 91V92H98ZM129 91V92H128ZM243 91V90H242ZM100 92H102L101 94H100ZM131 92V93H130ZM235 92H240L241 93V96H240V93H239V96H237V93H235ZM129 93V94H128ZM226 93V94H225ZM245 92H243V94H244ZM20 94H22V95H20ZM25 96H24V95ZM34 94V95H33ZM130 95V96H129ZM20 96V97H19ZM21 96H23V100H21L22 99V97ZM36 96V95H35ZM45 96V97H44ZM84 96V95H83ZM102 96V95H101ZM128 96V97H127ZM18 98H20V100L21 101H17V99ZM37 97V96H36ZM208 97H209V95H208ZM26 99H27V101H26ZM31 101H30V100ZM46 99V98H45ZM81 99V98H80ZM79 99V100H80ZM19 100V99H18ZM82 100V99H81ZM80 100V101H81ZM175 100L176 101H178V98H176L175 97ZM23 101V102H22ZM33 101H35V102H33ZM46 101V102H45ZM79 101V102H80ZM234 101V102H233ZM20 102V103H19ZM28 103V104H26V103ZM39 102H41V103H43L42 105H46V106H42L41 105V103H40V105H37L38 106V108H39V112H40V114L39 115H41V117H43V118H41L40 117V119H41V121H39L40 119H31V117H30V115H31V112L33 111V113H34V108L32 107V105L31 104H39ZM228 102V103H229ZM232 102V103H231ZM48 103V104H47ZM62 103V104H61ZM25 105L26 107L29 105V108H31L30 109V112L28 113V114H30L29 115V118L26 116V117H24V114L26 115L27 114V112H26V107L25 106H22V105ZM33 104V106L34 107H37L36 105H34ZM117 104V105H118ZM67 105V104H66ZM31 106V107H30ZM41 108H43V109H41ZM48 106V107H47ZM68 106V105H67ZM70 106V105H69ZM68 106V108H72V107H69ZM23 107H25V108H23ZM44 107H46V108H44ZM66 107V106H65ZM63 108V109H68V108ZM29 108L27 109V111L29 110ZM36 109V108H35ZM32 110V111H31ZM43 110V116H42V113H41V111ZM60 110V111H59ZM65 110H63L62 112L64 113L65 112ZM183 110H187L188 111V108H183V109H180V115L183 113V112H187V111H183ZM130 111V110H129ZM192 111V110H191ZM190 110L188 111V112H190V113H192L191 115H190V113L188 114V113H186L185 115H187L185 118H183V119H185V120H180L179 122H178V126H179V128H180V131H181V142L179 143V144H181V146L182 147H186V148H189V147H193V146H195L196 145V143L200 140V137L201 138H203V136H204V132H202L201 130H203V128L201 129V127H202V125H200V121H198V119H199V114H196L197 116V120H196V117L194 118L193 117V115H195V114H193V112H191ZM24 112V113H23ZM58 113H60V115H58ZM27 114V115H28ZM34 115V114H33ZM32 115V116H33ZM61 116H62V118H61ZM145 116V115H144ZM35 117V116H34ZM30 119V121L28 122V120L27 119ZM59 118H61V120L59 119ZM26 120V121H25ZM31 120H35V121H39V122H41V123H43V124H45V125H43V127L41 126L42 124L40 123V124H38L39 126H41L42 128H37V127H39V126H37V127H35V125H34V123L31 121ZM45 120V121H44ZM37 121V122H38ZM45 123H44V122ZM27 122V123H26ZM38 122V123H39ZM197 122H198V124H199V127L197 126ZM194 123H195V125L197 126L196 128H198V129H195V125H194ZM35 124H37L36 122H35ZM60 124V125H59ZM47 125V127H49V128H52V130L51 129H49V128H46V127H44V126H46ZM194 125V126H193ZM59 127V129H57L58 127ZM33 128V129H32ZM200 128V129H199ZM31 129H32V133H33V135L31 136ZM47 129H49L50 130V132H49V130H47ZM38 130H40V131H38ZM57 130V131H56ZM200 130V131H199ZM28 132V133H27ZM174 132V131H173ZM172 131H167V133H168V135H169V133L171 134V135H169V136H171V137H173V134L175 133H173ZM202 132V133H201ZM41 133V132H40ZM49 133H50V136H48L49 135ZM198 133H199V135L200 136H198ZM60 135V136H59ZM37 136H39V135H37ZM37 136H35V137H37ZM57 136H59V137H57ZM174 136H175V134H174ZM176 137V136H175ZM174 137V138H175ZM38 139V137L36 138V140ZM199 139V140H198ZM59 140V139H58ZM198 140V141H197ZM52 142H53V144H52ZM54 142H56V143H54ZM172 142H174V141H172ZM37 143V142H36ZM59 143V142H58ZM62 142H60L59 144H61ZM31 145V146H30ZM45 145H43V148L45 149L46 147H45ZM35 146V145H34ZM59 146V145H58ZM172 146H173V144H172ZM171 146V144H170V147H172ZM50 147V148H51ZM49 148V147H48ZM54 148V147H53ZM31 149H32V151H31ZM55 149V150H56ZM58 150H60V149H58ZM45 151V150H44ZM36 153V152H35ZM44 154H46V151L44 152ZM34 157H35V155H34ZM38 157V156H37ZM36 159H34V160H36ZM48 166V165H47ZM31 167V170L27 173V171H26V173H25V169L26 170H28L29 168ZM49 167V166H48ZM52 168H54L53 166H51ZM57 167V166H56ZM51 168V169H52ZM19 170V171H18ZM22 170H24V172L22 173ZM54 170L57 172L58 171V169H56V168H54ZM53 170V171H54ZM36 171H40V175H38V174H36ZM49 171H50V169H49ZM48 171V174L50 173ZM59 171H60V169H59ZM16 172H21L22 174L21 175H25L26 174V176H29L30 175V178H28V177H26V176H20V174L18 175V173H17V175L15 174ZM47 172V170L45 171V172H43V173H45V174H47L46 173ZM51 173H52V171H51ZM29 174V175H28ZM45 177H47V178H45ZM242 175H247V174H245V173H242ZM32 176V177H31ZM51 177V176H50ZM101 176H94L92 179H87V181H85L86 179H84V180H82L81 179V181H80V178L79 179H76V180H73V183H72V181L71 182H69V183H67L68 184V186H70V189H72V187H71V183H72V186H73V191L74 190H77V194L76 195H78V194H80L81 196H83V197H86L87 199H89V196L91 197H93V195L95 194V193H100L101 191L103 192L102 194H104V195H102L101 193L100 194H96L97 195V197H98V195H99V198L100 199H102V201H104L105 199H104V197H105V189H106V192L108 193L109 191H107L108 189L111 191V195H112V193L114 194V190L112 191L111 190V186H110V183H107V181H103L101 178H100ZM146 177H148V179H149V177L150 176H145V178ZM47 179V180H46ZM50 179H52V178H50ZM102 180V181H100V180ZM257 179H260V177H255V178H253L252 179V181L253 182H257L256 180ZM62 180V179H61ZM52 181V180H51ZM54 181V180H53ZM75 181V182H74ZM147 181V180H146ZM145 181V182H146ZM198 181V180H197ZM87 182H89V183H87ZM201 181H199V183H200ZM47 183V184H46ZM94 183V184H93ZM166 183H168L167 181H166ZM33 186V187H38L39 189H40V186L42 185V188H43V186L45 185V186H47L46 188H45V186H44V188H43V191H42V193H41V191H39V189L37 188L36 190L35 189H33L32 187V191H37V192H32L31 190H29L30 188L28 187V186ZM49 185V186H48ZM91 185V186H90ZM60 186L62 187L61 189H60ZM9 187L11 188L10 190H8L9 189ZM14 188V190L16 189V187L18 188V194H20L19 196H18V194L16 195L15 194V191L12 193V194H8L9 196H7V193L8 192H12L13 191V188ZM29 188V189H28ZM222 187H220L219 189H221ZM12 190V191H11ZM17 190V189H16ZM42 190V189H41ZM104 190V191H103ZM8 191V192H7ZM60 191H59V193H60ZM72 191V192H73ZM80 191V193H78ZM100 191V192H99ZM232 191V190H231ZM229 192V190H228V192H227V196H228V200H227V204H226V207H227V209H229L231 212H233V214H234V216H235V219H236V221H238V226L239 227H241V232H245V234L249 237V239L250 240H255V241H253L254 243H259L258 241H262V242H264V235L262 236L261 235V238H260V236H258L257 235V233H256V231H255V229L257 228L256 226L258 225V223L255 225V223H253V226H251L250 224H249V219L251 218L250 216L251 215H255L256 214V216L258 215V216H264V211H262V210H264V207L263 206H261L262 204L260 203L261 201H260V194H251V193H245V201H246V204L248 205H245V201L243 200L244 199V196H240V197H243V198H240V197H238V199H236V197L238 196V195H236L235 197L233 196V194H232V192ZM71 192V191H70ZM73 193H76V191L75 192H73ZM6 194V195H5ZM34 194H35V196H34ZM40 194H44L43 196H41ZM62 194V193H61ZM60 194V195H61ZM1 195V194H0ZM11 195V196H10ZM40 195V196H39ZM75 195V196H76ZM108 195V194H107ZM242 195V194H241ZM54 196H53V198H54ZM2 197V196H1ZM42 197V199H44L43 201H45L44 203H43V206L45 205V203L47 204L48 203V205L47 206H45L44 208H43V206H42V203H41V201H39V200H37V199H40ZM47 197V199H45ZM79 197V196H78ZM14 197H12L10 200L12 201V199H13ZM55 198V199H56ZM82 198V197H81ZM94 198H95V196H94ZM98 198V199H99ZM239 198L241 199V200H239ZM56 199V200H57ZM247 199V200H246ZM259 200V203L261 204H259L258 203V201L257 200ZM37 200V201H36ZM49 200H52V198L51 199H49ZM255 200L257 201V202H255ZM1 201H3L2 200V198H1V200H0V205H2L3 203L1 202ZM39 201V203H36V202H38ZM53 201H55V200H53ZM60 200L58 199L57 200V202H59ZM238 201V202H237ZM241 201H243V202H241ZM13 202V201H12ZM15 202H17V200L15 201ZM61 202V201H60ZM254 202H255V204H254ZM20 203V204H19ZM41 203V204H40ZM70 203V202H69ZM240 203L242 204V205H240ZM258 203V206H255L256 204ZM59 204H62V203H59ZM236 204H239V205H236ZM63 205V204H62ZM68 205V204H67ZM12 206H13V208H12ZM35 206V205H34ZM59 206V205H58ZM68 206H70V204L68 205ZM243 206L245 207L244 209H243ZM0 207H3V206H0ZM6 207V206H5ZM5 207H3V208H5ZM38 207V208H39ZM257 207V208H256ZM11 208V209H10ZM63 208V207H62ZM97 209H98V207H96ZM248 208V209H247ZM1 209V208H0ZM33 209V210H32ZM247 209V210H246ZM2 211L4 210V209H1ZM35 211H37V210H35ZM34 211V212H35ZM98 211V212H97ZM4 213H5V210L3 211ZM40 212V211H39ZM99 213V209L98 210H94L93 211V214L95 215V214H97V213ZM245 212V213H244ZM60 213V214H59ZM101 213V212H100ZM99 213V214H100ZM247 213V214H246ZM37 214H41V213H37ZM99 214H97V215H95V218H93L94 217V215H93V217H91V218H89V219H87L88 221L89 220H91V223H93V224H95V220H96V222H97V224L99 223V226L101 225L100 223V221H102L103 219H102V217L99 215ZM15 215H16V217H20L19 219L18 218H16L17 219V223L18 222H22V221H20V220H23V222L20 224V223H18V224H20V225H18V226H20L21 228H19L18 230H20L19 231V233L18 234H20L19 236H18V238H17V240H16V238L14 237L15 236V232L14 233H10L11 232V227H13L12 229V231H17V229L14 227V225H12L11 227L10 226H8V225H10V223H11V221H10V219L12 220L13 218H11V217H14L15 218ZM44 215H41L42 217H45V218H47L46 216H44ZM79 215L80 214H78V217H79ZM101 217V218H99V216ZM56 216V217H57ZM75 216V215H74ZM73 216V217H74ZM77 216V215H76ZM75 216V217H76ZM25 217V219H23ZM30 217H31V215H30ZM60 217V216H59ZM59 217H57L56 219H58ZM73 217H67V219H68V221L70 220L71 222H73L72 224H74V221H79V219L78 220H76L77 219V217H76V219L75 218H73ZM97 217V218H96ZM249 217V218H248ZM49 218V217H48ZM63 218V217H62ZM73 218V219H72ZM74 220V221H72V220ZM101 219V220H100ZM247 219V220H246ZM7 220H9V222L7 221ZM19 220V221H18ZM93 220H94V222H93ZM100 220V221H99ZM45 221V220H44ZM58 221H60V222H65V220L64 219H61L60 218V220L58 219ZM69 221V222H70ZM99 221V222H98ZM33 222V221H32ZM168 221L166 220L165 221V223H167ZM9 223V224H8ZM13 223H16V222H14V220H13ZM12 223V224H13ZM28 223H26V224H28ZM32 225H34V223H31ZM65 224V223H64ZM64 224H62L61 223V225H62V227L63 226H66V225H64ZM78 224V223H77ZM77 224H74L73 226L75 227V225H76V227H77ZM17 225V224H16ZM28 225H30V224H28ZM79 225V224H78ZM248 225H250V226H248ZM17 226V227H18ZM39 226V227H38ZM70 226H72V225H70ZM70 226H69V229H70ZM80 226V225H79ZM95 227H97V225L95 224L94 225ZM98 226V231H97V233H95L96 235H93V237L94 236H96L95 237V240L97 241V243L98 244H100V245H102V246H100L101 248H103V246H104V248H105V246L106 247H108V250H112L111 252L112 253H114V254H111V263L110 264H116L117 263V261L119 262H129V260H128V257H126L127 256V254H128V250L127 249H125V247H127V246H125V243L122 245L123 247H121V245H120V243H122V242H120L121 240H120V238L116 235V233H115V235H114V233L112 234L111 233V231L110 232H108L109 230L107 229V228H105V227H103V228H105V230L102 228V226L101 227H99ZM3 227H4V229H3ZM9 227V228H8ZM205 227H208V226H205ZM254 227V229H252ZM256 227V228H255ZM29 228V227H28ZM61 228V227H60ZM65 228V227H64ZM66 228H68V227H66ZM65 228V229H66ZM100 228H101V230H100ZM6 229H8V231H6ZM30 229V228H29ZM32 229V228H31ZM62 230H63V228H61ZM72 229H74L73 227H72ZM72 229H70V230H72ZM77 229H78V227H77ZM43 230H45V232L46 233H44V231ZM69 230V231H70ZM74 230H76V229H74ZM79 230H80V228H79ZM254 230V231H253ZM25 231V233H30L29 231H27L26 232V230H24ZM68 231V232H69ZM81 231V230H80ZM99 231H100V233H99ZM207 231L208 232H213L214 230H213V228L212 227H209V228H207ZM7 232H9V233H7ZM74 232V231H73ZM73 232H71L70 231V233H67L66 232V234H65V238L66 237H69V235L71 236L72 235V233ZM78 233H79V231H77ZM94 232H96V231H94ZM93 232V233H94ZM255 232V233H254ZM24 232H22V234H23ZM25 233H24V236H25ZM75 233V232H74ZM73 233V234H74ZM77 233V234H78ZM91 233V232H90ZM38 235H39V233H37ZM69 234V235H68ZM112 234V235H111ZM9 235H14V236H11V237H14L13 239H15L17 242H19L18 243V245H20L19 247H18V245H16V247L14 246L15 244H17L16 242H14L15 240H11L12 238H7ZM67 235V236H66ZM76 235V234H75ZM89 234H87L86 236V239H85V242L87 241V244H86V246L88 245V246H90L91 248L94 246L92 243V234H90V236H88ZM104 235V236H103ZM217 235V234H216ZM255 235V236H254ZM259 237H257V236ZM23 236V235H22ZM31 236V237H32ZM37 236V235H36ZM73 236V235H72ZM77 236V235H76ZM79 236V235H78ZM83 235H81V239L83 238L82 237ZM116 236V237H115ZM5 239H4V238ZM26 237H27V234H26ZM80 237V236H79ZM89 237V238H88ZM255 237H256V239H255ZM3 238V239H2ZM9 239V240H7V239ZM24 238V237H23ZM33 238H36V237H34L33 236ZM252 238V239H251ZM43 239V240H42ZM47 239H49V240H47ZM69 239H72L71 237H69ZM77 239H78V237H77ZM46 240V241H45ZM73 240L75 241V243L77 242V240H75L74 239V236H73ZM72 240V241H73ZM80 240V239H79ZM94 239H93V241H95ZM120 240V241H119ZM258 240V241H257ZM70 241V240H69ZM70 242L71 244L72 243H74V241L73 242ZM257 241V242H256ZM15 244H14V243ZM25 242V241H24ZM33 242V240L31 239V243ZM82 242H83V244L85 245V243H84V239L81 241V243H79V241H78V243L79 244H82ZM119 242V243H118ZM231 242H232V238H227V240L225 241V246H227V245H229V244H231ZM37 244V245H34V244ZM65 243V244H66ZM96 243V244H97ZM11 244H13V246L11 245ZM186 242H183V244H182V247H183V251H184V255H182L181 256V258L179 259V261L180 262H178L179 264H185V263H188L189 264V262H190V260H192V259H190L189 257V255H191V253H192V251H189L188 249V247L186 246ZM264 244V243H263ZM78 245V244H77ZM93 245V246H92ZM120 245V246H119ZM10 246V247H9ZM39 246H41V247H39ZM76 247V244H73V247ZM98 245H96V247H97ZM95 247V246H94ZM13 248V249H12ZM19 248V249H18ZM21 248V249H20ZM185 248V249H184ZM186 248H188V249H186ZM263 248H264V245H263ZM10 249H12V251L10 250ZM19 251H18V250ZM23 249V250H22ZM97 249V248H96ZM99 249V248H98ZM107 249V248H106ZM23 252H22V251ZM33 250V251H32ZM126 250H127V254H126ZM17 251L19 252V254H20V252L22 253V254H20L21 256L22 255H25V257H26V259H20V257L21 256H19V260H18V254H16L17 253ZM25 251V252H24ZM77 251V250H76ZM96 251V250H95ZM124 251V252H123ZM39 252V253H38ZM57 252V253H56ZM69 252H68V254H69ZM94 252V251H93ZM92 252V253H93ZM207 253V255H208V252H207V250H205V251H202V255L204 256V255H206L205 253ZM78 253V252H77ZM77 253H76V255H77ZM123 253V254H122ZM204 253V254H203ZM75 253H71L70 255H71V257L70 258H72V256H74L73 258H74V263L76 264V263H78V264H83L82 262H83V257H81V256H84V255H81V256H79L78 257V260H80L79 258L81 257L82 259H81V261H78L77 262V257H76V255H74ZM194 254L196 255L197 253H195L194 252ZM201 254H200V256H201ZM50 255V256H49ZM85 255H87V254H85ZM89 255H91V256H89ZM123 255H124V259H123ZM126 255V256H125ZM33 256V257H32ZM88 256L89 257H93L92 259H93V261L95 262V261H97V262H99L98 260H96V259H99V258H97L96 256H98V255H96V256H92V254H88ZM114 256V257H113ZM194 256V255H193ZM193 256H192V258H193ZM202 256V257H203ZM25 257H23V258H25ZM32 257V258H31ZM99 257V256H98ZM122 257V258H121ZM126 257V258H125ZM202 257H198L199 258V261H200V263H201V258ZM204 257H206V256H204ZM203 257V258H204ZM6 258H7V260H10V261H8L7 262V260H6ZM15 258H17V259H15ZM84 258H85V256H84ZM95 258V259H94ZM101 258V257H100ZM119 258H120V260H119ZM197 258V257H196ZM208 258V259H207ZM238 258V257H237ZM86 260L85 261H88L87 259V257L85 258ZM91 258H90V260H92ZM123 259V260H122ZM133 259V258H132ZM131 259V260H132ZM188 259H190V260H188ZM207 261L209 260V257L207 256L206 258H205ZM202 260L203 262L205 261L206 262V260ZM22 260H23V262H22ZM71 260V259H70ZM69 260V261H70ZM76 260V261H75ZM89 260V261H90ZM100 260V259H99ZM102 260V259H101ZM122 260V261H121ZM134 260V259H133ZM22 262V263H20V262ZM35 261V262H34ZM73 261H70V263H72ZM85 261H84V263H85ZM103 261V260H102ZM94 262H91L92 264H94ZM97 262L95 263V264H97ZM101 262V261H100ZM104 262V261H103ZM202 262V263H203ZM204 262V263H205ZM260 262H261V260H260ZM69 263V262H68ZM69 263V264H70ZM74 263H72V264H74ZM90 263V262H89ZM90 263V264H91ZM85 264H88V263H85ZM99 264H101V263H99ZM104 264H108V263H104ZM118 264V263H117ZM125 264V263H124ZM127 264V263H126Z\"/></svg>",
	"mask_w": 264,
	"mask_h": 264
}]
</instances>
